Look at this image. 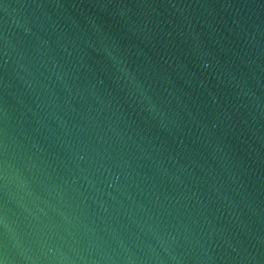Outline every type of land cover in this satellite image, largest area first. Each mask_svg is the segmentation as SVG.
<instances>
[{
    "label": "water",
    "instance_id": "1",
    "mask_svg": "<svg viewBox=\"0 0 264 264\" xmlns=\"http://www.w3.org/2000/svg\"><path fill=\"white\" fill-rule=\"evenodd\" d=\"M0 264H264V0H0Z\"/></svg>",
    "mask_w": 264,
    "mask_h": 264
}]
</instances>
